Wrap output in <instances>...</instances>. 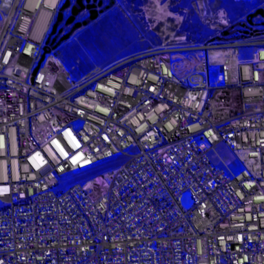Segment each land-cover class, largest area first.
Instances as JSON below:
<instances>
[{
  "label": "built area",
  "instance_id": "built-area-1",
  "mask_svg": "<svg viewBox=\"0 0 264 264\" xmlns=\"http://www.w3.org/2000/svg\"><path fill=\"white\" fill-rule=\"evenodd\" d=\"M65 2L0 0V264H264V17L76 79L44 53Z\"/></svg>",
  "mask_w": 264,
  "mask_h": 264
},
{
  "label": "rangeland",
  "instance_id": "rangeland-1",
  "mask_svg": "<svg viewBox=\"0 0 264 264\" xmlns=\"http://www.w3.org/2000/svg\"><path fill=\"white\" fill-rule=\"evenodd\" d=\"M114 1L109 12L88 26L74 32L64 23L61 29L58 27L54 37L51 33L53 26L58 23L57 15L44 53L57 56L65 68L78 79L94 67H106L148 49H171L180 45L199 44L216 38L219 33L222 37L240 38L262 21V16L250 18V15L264 9V0ZM158 7L159 13L156 12ZM60 12L63 11L60 9ZM81 17H86V13ZM222 23H228L229 26H222ZM61 32L64 34L61 35ZM66 35L70 37L62 41ZM241 54L246 56L248 52L244 50ZM170 56L175 58L179 71L183 72L194 65L200 54L195 52L179 55L171 51ZM218 153L227 158V163L234 172L242 169L241 160L228 148L220 146ZM210 156L222 166V160L215 152H210ZM126 161L125 155H118L111 160L68 174L61 179L60 188L66 189L75 183H85ZM183 205L187 209L192 207L193 201L189 194L184 196Z\"/></svg>",
  "mask_w": 264,
  "mask_h": 264
},
{
  "label": "flooded vegetation",
  "instance_id": "flooded-vegetation-1",
  "mask_svg": "<svg viewBox=\"0 0 264 264\" xmlns=\"http://www.w3.org/2000/svg\"><path fill=\"white\" fill-rule=\"evenodd\" d=\"M66 1V0H65ZM108 1V2H106ZM69 7L63 10V19L59 22L58 27L61 29L63 24L71 27L72 31H77L83 27L88 26L91 22L98 20L113 8L114 0H68ZM75 11V14L73 12ZM86 13V17H81ZM60 14V10L57 15ZM95 16V19H91ZM72 20L70 24L67 21ZM55 23V21H54ZM53 23V25H54ZM57 27V31L58 28ZM56 31V33H57ZM56 33L53 35L56 36ZM63 35L64 32H61ZM62 40V39H61Z\"/></svg>",
  "mask_w": 264,
  "mask_h": 264
},
{
  "label": "water",
  "instance_id": "water-1",
  "mask_svg": "<svg viewBox=\"0 0 264 264\" xmlns=\"http://www.w3.org/2000/svg\"><path fill=\"white\" fill-rule=\"evenodd\" d=\"M68 7H69V2H68V0H67V1L63 4V6H62V8H61V11L65 10V9L68 8ZM73 14H75V11L73 12ZM258 15L264 17V9H259L255 14L250 15V18H253L254 16H258ZM62 19H63V14H62V12H60L59 17H58V23L55 24V25L53 26V30H52V33H51L52 35H54V34L56 33V31H57V27H58V24H59V22L62 21ZM91 19H95V16H92ZM71 22H72L71 19H70L69 21H67L68 24H70ZM69 37H70V35H66V36L62 39V41L68 39ZM45 52H46V51H45ZM45 54H46V53H45Z\"/></svg>",
  "mask_w": 264,
  "mask_h": 264
},
{
  "label": "bare ground",
  "instance_id": "bare-ground-1",
  "mask_svg": "<svg viewBox=\"0 0 264 264\" xmlns=\"http://www.w3.org/2000/svg\"><path fill=\"white\" fill-rule=\"evenodd\" d=\"M156 12H158L159 13V7L158 8H156ZM160 17V16H159ZM212 30H214V28L212 27ZM55 59H57L58 61H59V58L58 57H55ZM61 62V61H60Z\"/></svg>",
  "mask_w": 264,
  "mask_h": 264
}]
</instances>
